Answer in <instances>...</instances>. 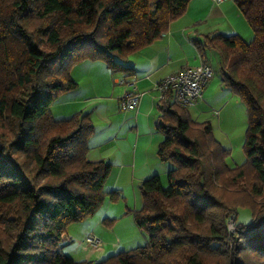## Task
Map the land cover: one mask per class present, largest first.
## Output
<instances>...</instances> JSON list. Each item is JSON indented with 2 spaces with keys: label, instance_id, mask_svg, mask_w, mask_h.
<instances>
[{
  "label": "trees",
  "instance_id": "1",
  "mask_svg": "<svg viewBox=\"0 0 264 264\" xmlns=\"http://www.w3.org/2000/svg\"><path fill=\"white\" fill-rule=\"evenodd\" d=\"M189 1L0 0V264H264V0H233L251 41H194L202 62L205 48L216 52L223 85L246 106V162L228 167L209 123L160 100L157 156L171 167L165 187L158 175L141 182L132 213L147 244L100 262L59 250L66 227L103 205L111 166L86 159L88 116L55 120L52 103L76 89L70 71L84 59L128 73L129 55L166 34ZM239 207L249 224L236 222Z\"/></svg>",
  "mask_w": 264,
  "mask_h": 264
},
{
  "label": "rangeland",
  "instance_id": "2",
  "mask_svg": "<svg viewBox=\"0 0 264 264\" xmlns=\"http://www.w3.org/2000/svg\"><path fill=\"white\" fill-rule=\"evenodd\" d=\"M247 35L243 39L249 42L253 39V32L250 28ZM204 52L207 62L213 69V76L198 102L185 109L191 121L210 124L213 139L228 152L225 158L226 165L230 168L239 167L247 160L243 148L248 125L247 109L238 96L223 85L216 52L208 48H205ZM87 64H90L89 67ZM72 69V77L71 74L70 77L77 83V88L72 91L73 95L66 92L68 95L63 99L70 101L71 105L61 106V103H55L52 106V116L56 118L58 112H61L64 117L72 116L74 113L87 115L93 126L92 136L97 139L103 138L108 133L109 124L114 125L116 122L113 109L119 114L128 112L118 108L125 91V86L120 85L119 81H130L131 79H128L127 74L123 72L112 71L107 63L100 59H84L77 62ZM106 70L108 73H105ZM120 87L122 93L113 106L111 100L113 90ZM157 97L159 99L158 91ZM128 141L132 149L133 138ZM158 176L165 187L164 167ZM141 182L125 179L113 186L114 180L109 179L103 188L105 198L101 208L86 220L70 223L66 227L67 239L60 244V252L75 261L100 262L119 251H129L145 246L147 235L136 227L132 217V213L140 210L143 204L139 189ZM236 222L249 224L251 222L250 210L246 207H239ZM90 235L101 241L100 250L90 251L85 243V239Z\"/></svg>",
  "mask_w": 264,
  "mask_h": 264
},
{
  "label": "crops",
  "instance_id": "3",
  "mask_svg": "<svg viewBox=\"0 0 264 264\" xmlns=\"http://www.w3.org/2000/svg\"><path fill=\"white\" fill-rule=\"evenodd\" d=\"M249 28L233 0H225L219 4L212 0H190L186 12L170 24L166 34L128 57L123 65L131 69L125 74L134 83V90L139 95L138 107L124 114L115 113L113 109L116 122L114 125L109 124L107 135L100 139L91 136L88 141L86 159L111 166L106 182L113 179V186H116V183L125 179L144 181L160 174L163 167L166 175L171 165L157 156L158 146L163 140V135L156 129V122L161 115L157 106L160 101L157 97V84L168 75L202 62L194 46V41L200 40L202 36L238 35L243 39L248 36ZM87 65L89 67L90 64ZM72 71L73 69L70 71L71 77ZM105 76L108 77L107 74ZM67 93L73 95L71 93L74 92ZM121 93V87L113 90V106ZM66 95L68 94H61L52 103L51 116L55 103L59 102L61 106L71 105L70 101L63 100ZM197 102L198 100L195 104ZM70 116L64 117L58 112L56 118L52 117L62 120ZM132 138L134 143L131 149L128 140ZM66 239L64 236L62 242Z\"/></svg>",
  "mask_w": 264,
  "mask_h": 264
},
{
  "label": "built area",
  "instance_id": "4",
  "mask_svg": "<svg viewBox=\"0 0 264 264\" xmlns=\"http://www.w3.org/2000/svg\"><path fill=\"white\" fill-rule=\"evenodd\" d=\"M212 1L219 4L225 0ZM212 76L213 69L208 63L201 62L193 67H185L174 74L168 75L157 84L156 90L159 92V100L169 99L171 103L180 108L190 107L200 99ZM119 84L125 86V91L118 104L119 110H136L139 104V95L134 90V83L120 80ZM227 228L229 232H235L234 219L227 222ZM85 243L90 251L100 250L102 247L101 241L91 235L85 239Z\"/></svg>",
  "mask_w": 264,
  "mask_h": 264
}]
</instances>
